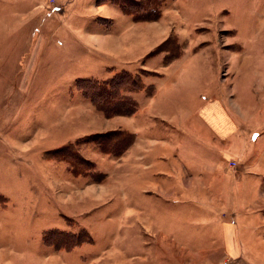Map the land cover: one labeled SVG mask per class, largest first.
I'll use <instances>...</instances> for the list:
<instances>
[{
  "label": "rangeland",
  "instance_id": "rangeland-1",
  "mask_svg": "<svg viewBox=\"0 0 264 264\" xmlns=\"http://www.w3.org/2000/svg\"><path fill=\"white\" fill-rule=\"evenodd\" d=\"M11 1L0 0V23L8 25L0 28V63L17 56L15 43L25 41L16 35L25 8ZM113 1L148 19L160 4V20L173 36L150 56L188 57L182 64L192 79L190 109L218 98L238 132L216 137L195 113L185 132L159 117L170 112L139 106L133 122L140 131L149 127L138 136L159 166L146 170L135 158L118 165L102 154L90 135L95 127L71 121L72 108L89 102L76 82L99 68L66 32L70 5L48 0L53 18L41 29L49 44L43 77L27 96L13 94L19 71L0 80V264H223L222 226L240 217L251 219L256 243L264 239V0ZM206 58L211 61L201 62ZM132 70L112 69L108 77L127 71L139 87L142 82L141 92L160 75ZM74 153L86 161L68 163ZM99 175H106L101 185ZM58 233L75 235L72 250L57 246L66 241ZM255 256L254 264H264V253Z\"/></svg>",
  "mask_w": 264,
  "mask_h": 264
},
{
  "label": "crops",
  "instance_id": "crops-1",
  "mask_svg": "<svg viewBox=\"0 0 264 264\" xmlns=\"http://www.w3.org/2000/svg\"><path fill=\"white\" fill-rule=\"evenodd\" d=\"M62 1H66L68 3L66 5H70V9L66 13L68 15L64 17L62 23L65 24L67 22L70 24V26L65 25L67 26L66 32L70 40H76L72 45H77L84 52H88L91 60L94 59L96 67L99 68L90 79L98 81L110 79L108 74L112 69L113 71H133L132 69L138 67L139 69L159 73L160 75L153 83H149L147 89L136 95H134L135 93L130 94L137 104V110L141 106L145 107V109L151 107L156 110L158 108L159 111L166 114L170 112L169 116L161 115L159 117L162 118V121L169 120L170 123H175L185 132L191 131L188 125H191V117L194 113L198 115L205 126L211 128L216 137L219 136L222 139H226L238 132V127L234 125L228 113L229 109L226 103L218 98L199 101L194 110L190 109L189 102L192 103V101L188 98L186 90L191 88L190 82L192 79L186 75L187 70L185 71L184 67L188 57H183V60L178 57L172 58L167 51L164 54L150 56L162 43L168 40L172 41V28L167 22L159 20L144 23L145 26L135 27L134 24L137 22L130 20L131 18L125 15L119 6L110 1ZM11 2L15 6L20 4L25 8L22 11L25 12V15L22 17L20 25L16 28V35L23 34L25 41L24 43L22 41L15 43L17 53L20 52L17 56L10 58V61L8 57L7 59L4 57L5 59L1 61L0 70H3V74L0 73V80L5 75L11 78L12 71H19L18 89L11 92L15 95L18 93L22 96H27L34 88L36 77L40 75L42 78L45 73H40V71L48 55L49 44L41 29L44 26L46 27V21L52 19L53 16L51 15L50 17L48 14V0H12ZM58 10L61 14L65 12L63 7L58 8ZM22 12L18 10L12 12L9 21L11 30H14L11 25L13 23L12 18L15 22V16ZM0 24H2L0 28H7L8 26L5 21ZM11 41L13 42L12 38L9 37L10 44ZM60 43L62 45V41ZM24 44V49H21ZM80 57L81 55L76 60ZM188 61L191 62L192 60ZM210 61L211 59L209 58L201 60L203 63H209ZM8 71L11 72L7 73ZM207 73L209 71L205 70L203 75H201L202 73L200 74V78H205ZM234 77L232 78L233 80ZM222 83L224 82L222 81ZM151 90L152 93H150ZM216 96L213 95V97ZM186 102H188L187 105L185 104ZM71 111V114L74 113L71 120L73 124L75 122H86L88 125L95 127V131L91 132L90 135L116 130L126 131L135 135V141L132 146L119 159L117 158L118 165L126 161L129 163L135 158L138 161L137 165L142 162L146 170L159 166V159L153 160L152 158L154 151L145 145L146 139L138 136V134L148 131L149 127L141 129V131L136 127V123L134 124L133 122L136 113L132 116L106 118L94 108L90 101L88 103L82 101L76 104ZM111 121L115 122L110 123ZM10 125L8 123L9 127ZM218 126L225 128L219 131L220 128ZM7 132L6 129L5 133ZM150 141L156 143L158 140L151 139ZM234 220L236 224L225 223L222 226V248L225 257L223 264H254L255 254L264 253V239L260 237V241H258L260 243L258 244L250 236V224L248 223L251 222V219L240 217ZM253 223H256L255 217L252 219ZM254 226L256 230L263 227V225L258 224H254ZM252 232L254 233H252L253 237L257 236L256 231Z\"/></svg>",
  "mask_w": 264,
  "mask_h": 264
},
{
  "label": "trees",
  "instance_id": "trees-1",
  "mask_svg": "<svg viewBox=\"0 0 264 264\" xmlns=\"http://www.w3.org/2000/svg\"><path fill=\"white\" fill-rule=\"evenodd\" d=\"M109 1L119 6L122 11L125 12L124 14L127 16L130 15L131 18L135 20V22H154L161 19L162 13L159 9L160 4L157 6L156 15L153 17L151 16V18L148 19L140 17L139 14L128 12L125 5L119 4L113 0ZM164 2H162L161 4H163ZM129 74L130 73L127 71H125L124 73L121 72V77L119 79L110 78L103 81L79 79L76 82V86L82 93V95L87 98L94 106V108L104 117L112 118L117 116H132L137 111V104L133 97L129 94L139 92L140 90L144 89V86L142 85V82H139V87L136 83L138 82V79H131L129 77ZM122 78H126L124 79L126 80V82L122 81ZM117 80L121 81L118 82ZM129 80H131V82ZM122 90H125L124 92L128 93L124 95V92H122ZM150 93H152V90L150 91ZM92 138H94V141L102 154L109 155L116 159H119L135 141L134 134L122 130L96 134ZM71 158L72 159L70 161L68 158L66 159H68V163L73 165L76 160H81V162L86 161H84V159L78 153H74ZM76 172L79 173V171ZM80 174L82 175V173ZM105 176L106 175H99L97 178L99 180L98 182H101L105 178ZM68 235L69 234L67 233H58L57 238L60 239L62 237H65L66 241L63 245L60 244L57 246L63 247L65 250L70 251L72 250V248H74V246L69 242V237H72L71 235L73 234H71L69 237Z\"/></svg>",
  "mask_w": 264,
  "mask_h": 264
},
{
  "label": "bare ground",
  "instance_id": "bare-ground-1",
  "mask_svg": "<svg viewBox=\"0 0 264 264\" xmlns=\"http://www.w3.org/2000/svg\"><path fill=\"white\" fill-rule=\"evenodd\" d=\"M92 190V189H91Z\"/></svg>",
  "mask_w": 264,
  "mask_h": 264
}]
</instances>
